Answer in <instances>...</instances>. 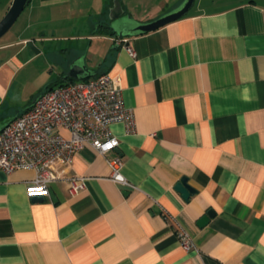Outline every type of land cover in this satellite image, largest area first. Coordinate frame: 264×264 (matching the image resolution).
<instances>
[{
	"label": "crops",
	"instance_id": "obj_1",
	"mask_svg": "<svg viewBox=\"0 0 264 264\" xmlns=\"http://www.w3.org/2000/svg\"><path fill=\"white\" fill-rule=\"evenodd\" d=\"M11 1L0 0V19ZM183 1L121 5L143 23ZM112 5L29 0L16 37L0 43V129L75 64L118 76L135 120L130 134L111 124L118 144L105 156L86 146L52 163L40 201L26 193L34 169H0V264H264V0H199L123 37L107 29ZM117 155L134 188L109 178L105 158ZM71 176L87 177L76 195ZM181 177L194 189L187 200L174 188Z\"/></svg>",
	"mask_w": 264,
	"mask_h": 264
},
{
	"label": "built area",
	"instance_id": "obj_2",
	"mask_svg": "<svg viewBox=\"0 0 264 264\" xmlns=\"http://www.w3.org/2000/svg\"><path fill=\"white\" fill-rule=\"evenodd\" d=\"M120 41L126 39L117 40ZM126 49L135 57L130 47ZM116 122L124 124L126 134L134 132V114L124 105L118 76L103 72L47 89L0 131V169L7 173L34 169L35 177L26 186L27 195L48 196L50 183L56 179L51 164L70 162L86 146L105 156L118 144L110 129ZM105 159L111 181L134 188L122 173L121 157ZM86 180L84 176L67 178L70 195L82 191ZM175 234L184 251L194 248L186 231L177 228Z\"/></svg>",
	"mask_w": 264,
	"mask_h": 264
},
{
	"label": "water",
	"instance_id": "obj_3",
	"mask_svg": "<svg viewBox=\"0 0 264 264\" xmlns=\"http://www.w3.org/2000/svg\"><path fill=\"white\" fill-rule=\"evenodd\" d=\"M29 0H12L7 11L0 19V38L8 32V30L13 26L16 22L24 8L26 7ZM194 0H184L182 4L174 9L173 11L166 13L156 19H153L148 22H143L136 25L133 28H127L124 25V21H118L116 27L112 29L116 33L118 37L129 36V35H137L147 33L153 30H156L172 21H175L181 17H183L192 6ZM123 14V8L121 5V0H113V5L109 10V19L111 20V24L114 22L116 18ZM112 28V26L110 25ZM94 72H90L85 69L83 66H79L77 64L73 65L68 73L64 76V79H74V80H87L94 76ZM36 100V99H35ZM34 103V102H33ZM32 103V104H33ZM16 118V117H15ZM3 125L0 131L8 125L13 119ZM175 190L181 193V196L187 200L189 196L194 192V189L188 185L187 177H181L174 186ZM35 201L42 200V197H33ZM214 212L212 210H208L203 216H201L198 221V226L205 225L209 218L212 217Z\"/></svg>",
	"mask_w": 264,
	"mask_h": 264
},
{
	"label": "rangeland",
	"instance_id": "obj_4",
	"mask_svg": "<svg viewBox=\"0 0 264 264\" xmlns=\"http://www.w3.org/2000/svg\"><path fill=\"white\" fill-rule=\"evenodd\" d=\"M198 1H199V0H195L193 6L191 7V10H192V11L195 9V4H196ZM217 1H218L219 3L230 2V0H217ZM204 5H205L206 7H210V6H211V5H210V0H204ZM162 15H164V13L161 14L160 16H162ZM108 16H109V14H108ZM140 16H141V15H139V14H135V13H133V14L124 13V14H122L121 16H119L118 18H116L112 24H111V21H110V25L112 26V29H113L114 27H116L118 21H124V22H125V23H124L125 27H127V28H133V27H135L136 25L139 24V22L136 21V18H137V17H140ZM160 16H159V17H160ZM22 18H23V16L21 15V17H20L19 19H17V22H15V24H13V26L8 30V32H7L6 34H4V35L0 38V43H5V42L10 41V40H12V39H14V38L16 37L17 32H18L19 27H20L19 25L22 26ZM49 31H50V30L47 29L46 32H49ZM51 78H52V77H51ZM49 80H50V79H49ZM59 81H60V79H59Z\"/></svg>",
	"mask_w": 264,
	"mask_h": 264
},
{
	"label": "trees",
	"instance_id": "obj_5",
	"mask_svg": "<svg viewBox=\"0 0 264 264\" xmlns=\"http://www.w3.org/2000/svg\"><path fill=\"white\" fill-rule=\"evenodd\" d=\"M186 15V14H185ZM184 15V16H185ZM107 29H108V31L111 33V34H115V32L114 31H111L109 28H108V26H107ZM100 74V73H99ZM99 74H96V75H94V77L95 76H97V75H99ZM69 81H74V79H64V80H62V81H59V83L58 84H53L52 82H50V83H48L45 87H44V90L43 91H45V90H47V89H51V88H53V87H55V86H59V85H63V84H65V83H67V82H69ZM53 84V85H52Z\"/></svg>",
	"mask_w": 264,
	"mask_h": 264
}]
</instances>
